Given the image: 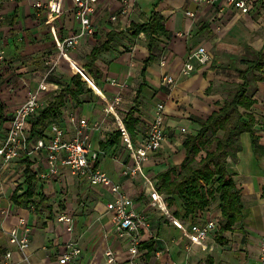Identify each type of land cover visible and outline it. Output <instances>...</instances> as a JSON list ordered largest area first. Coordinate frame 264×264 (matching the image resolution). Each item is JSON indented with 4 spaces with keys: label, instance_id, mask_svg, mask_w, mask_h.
Here are the masks:
<instances>
[{
    "label": "crops",
    "instance_id": "crops-1",
    "mask_svg": "<svg viewBox=\"0 0 264 264\" xmlns=\"http://www.w3.org/2000/svg\"><path fill=\"white\" fill-rule=\"evenodd\" d=\"M41 1L44 8L40 11L29 0H12L2 9L10 68L8 73L0 74V99L7 115L12 117L28 92L39 89L43 83L48 86L42 96V103L47 106L59 92V82H70L81 75L77 68L83 69L87 78L81 75L82 80L92 91L83 95L81 102L69 96L57 123L65 130L66 138L72 139L77 128L75 119H88L93 149L99 153L96 166L121 184L135 201L138 212L149 213L158 237L156 251L151 259L145 257V264L255 263L264 241V81L256 80L255 76H264V70L249 75L250 90L257 100L253 111L259 122L256 126L259 138L255 144L252 135L244 133L236 157L228 158L229 169L243 195L241 223L225 232L221 240L214 231L205 242H193L188 235L191 224L174 216L177 208L168 207L165 196L157 193L156 177L185 161L184 139L199 130L195 118H209L234 92L231 84L236 87L240 82L236 68H245L246 61L264 55V0H249V14L228 6L227 0H217L212 5L195 0H133V9L127 16L121 14L118 1L100 0L94 17V37L82 40L70 50L68 58L60 55L57 39H66L77 31L76 4L74 0ZM53 3L61 5L60 13L50 10ZM154 12L162 16L167 33L159 37L151 52L147 34H134L133 25L143 24ZM111 37L114 39L108 49L90 66L89 57L94 49L108 43ZM200 47L208 50L211 62L201 65L195 60L196 71L182 74L189 56ZM71 62H76L77 67ZM167 76L175 78L173 85L165 84ZM117 96L122 102L116 114L107 113L105 99ZM159 104L165 106L166 113L162 149L143 165L138 178L126 177L123 171L134 164L132 152L145 141ZM135 107L140 122L133 138L124 118ZM8 127L9 122L5 130ZM117 130L123 132L120 144L102 150V143ZM26 160L32 162L36 173V197L48 196L50 208L46 205L44 212L37 213L14 201L16 190L24 182L27 164L23 160L7 169L0 166V264L5 263L8 252L13 253V264H59L58 255L71 240L83 249L77 264H105V251L109 247H116L122 258L126 256V250L115 242L107 208L113 195L108 188L92 186L73 176L67 168L57 178L41 180L38 174L47 169L45 154ZM25 189L22 186L19 192ZM61 214L74 218L72 233L66 223L58 221ZM221 216L218 203H213L196 224L220 220ZM21 218L32 228L31 244L25 252L11 244L9 236L11 230L19 227Z\"/></svg>",
    "mask_w": 264,
    "mask_h": 264
},
{
    "label": "built area",
    "instance_id": "built-area-1",
    "mask_svg": "<svg viewBox=\"0 0 264 264\" xmlns=\"http://www.w3.org/2000/svg\"><path fill=\"white\" fill-rule=\"evenodd\" d=\"M10 1L12 0H0V74L8 73L10 68L3 37L6 18L2 11L4 5ZM29 1L34 9L40 11L44 8L41 0ZM116 1L122 6V15L127 16L131 13L133 0ZM195 1L199 4L212 5L217 0ZM74 2L76 4L75 16L79 27L72 36L66 39H57V48L64 58H68L70 50L76 48L82 40L94 37L96 33L94 17L98 11L100 0H74ZM227 4L243 14H249L250 12L249 0H227ZM50 10L54 13H60L61 5L53 3L50 5ZM116 19L117 16H114L113 20ZM195 60L199 64L205 65L211 62L212 57L205 47H200L189 56V60L184 64L181 73L191 75L195 72L197 69ZM71 63L74 68L77 67L76 62ZM77 70L85 79L87 78L83 69L77 68ZM175 81L173 76H167L164 79L165 84L168 86L173 85ZM47 90V84L43 83L39 89L28 92L26 100L11 117L9 127L5 130L4 138L0 142V166L7 169L21 160L39 158L42 154H45L47 169L38 174L41 180L48 181L57 178L61 175L62 169L67 168L73 176L86 180L92 186L108 188L113 195V199L108 203L107 208L111 215L115 242L116 245L122 246L126 250V256L122 258L116 247H109L105 251V264H145L148 251L146 248H142V245L144 242L156 240L158 235L152 229L149 213L138 212L135 208V201L123 191L121 184L114 181L107 172L96 166L99 153L93 149L92 128L89 120L75 119L77 128L72 139L66 138L65 130L57 122L53 123L42 137L32 139L29 122L44 107L42 96ZM105 102L106 112L116 114L117 106L121 104L122 98L117 96L113 100L105 99ZM165 121V106L159 104L145 141L132 152L134 164L124 169V176L133 179L138 178L143 170V165L149 161L152 155L162 149L166 139ZM58 221L66 223L68 231L73 232L75 220L72 216L61 214ZM188 229V235H190L193 242L202 243L209 238L211 232L218 231L219 220L209 219L204 224H191ZM31 234L32 228L25 218H21L19 227L9 232L10 243L20 251L25 252L30 247ZM82 255L83 249L71 240L66 249L58 255V263L77 264ZM12 257L13 253L8 252L5 255L4 264H13L11 262ZM164 264L177 263L169 261ZM253 264H264V241L260 246L259 258Z\"/></svg>",
    "mask_w": 264,
    "mask_h": 264
},
{
    "label": "trees",
    "instance_id": "trees-1",
    "mask_svg": "<svg viewBox=\"0 0 264 264\" xmlns=\"http://www.w3.org/2000/svg\"><path fill=\"white\" fill-rule=\"evenodd\" d=\"M162 21V16L154 12L143 24L133 25L134 34L139 35L141 32L147 34L151 52H154L159 37L167 33ZM113 39L114 37H111L108 43L94 49L89 57L90 66L94 65L98 57L108 49ZM259 57L246 61L245 68H236L240 82L236 83V89L229 98L223 104H219L218 110L207 119L195 118L199 130L197 134H188L184 139L185 161L180 166H171L156 177L157 193L165 196L168 207L177 208L174 216L185 223L195 224L213 203H218L222 211L217 231L219 240L223 238L225 232L233 230L244 218L243 195L237 188L235 174L229 169L228 158L236 157L244 133H250L255 144L259 138L256 130L259 122L253 111L257 100L254 92L250 90L249 79L251 73L264 70V55L260 54ZM255 79L264 81V76L256 75ZM59 83L61 85L59 92L29 122L32 139L42 137L44 132L61 118L69 96L81 102V97L92 91L88 89L81 75L74 76L70 82ZM5 109L0 99V142L4 138L6 124L11 119ZM136 111L135 107L124 118L125 126L133 138L136 136V126L140 122ZM122 135L121 130L110 134L106 142L102 143V150L120 144ZM22 163L27 164L24 182L16 190L13 199L20 205L42 213L49 198L44 194L36 197L34 187L36 173L32 168V162L23 160ZM22 186H26V189L20 193ZM47 208L50 206L47 205ZM156 244L155 239L143 243L142 248L148 249L147 259H151L156 251Z\"/></svg>",
    "mask_w": 264,
    "mask_h": 264
},
{
    "label": "rangeland",
    "instance_id": "rangeland-1",
    "mask_svg": "<svg viewBox=\"0 0 264 264\" xmlns=\"http://www.w3.org/2000/svg\"><path fill=\"white\" fill-rule=\"evenodd\" d=\"M90 85L92 86V88H94V89L96 90L95 86H94L92 83H90ZM231 85H232V87H231L232 89H231V90H233V91H234V90L236 89V88L234 87V85H235V84H234V85H233V84H231ZM224 91H228V90L226 89V90H224ZM151 226H152V224H151ZM152 229H153V228H152ZM177 232H178V231H177ZM178 233H179V232H178ZM175 234L177 235V233H176V232H175Z\"/></svg>",
    "mask_w": 264,
    "mask_h": 264
}]
</instances>
